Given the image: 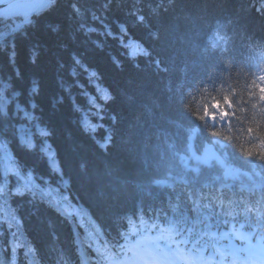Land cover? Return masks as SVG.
I'll return each mask as SVG.
<instances>
[{"label":"trees","instance_id":"16d2710c","mask_svg":"<svg viewBox=\"0 0 264 264\" xmlns=\"http://www.w3.org/2000/svg\"><path fill=\"white\" fill-rule=\"evenodd\" d=\"M26 20L0 19V264L264 225V0H55ZM215 138L229 173L193 160Z\"/></svg>","mask_w":264,"mask_h":264},{"label":"water","instance_id":"95a60500","mask_svg":"<svg viewBox=\"0 0 264 264\" xmlns=\"http://www.w3.org/2000/svg\"><path fill=\"white\" fill-rule=\"evenodd\" d=\"M54 0H1L0 1V18L6 17L9 15L17 14V13H11L5 15L6 12H8L10 9H15L21 5H31L36 2H39V4L33 8L28 9L26 12H28V17L30 15L43 11L47 8L48 5H50ZM25 11H23L24 13Z\"/></svg>","mask_w":264,"mask_h":264},{"label":"rangeland","instance_id":"374dc122","mask_svg":"<svg viewBox=\"0 0 264 264\" xmlns=\"http://www.w3.org/2000/svg\"><path fill=\"white\" fill-rule=\"evenodd\" d=\"M30 7H32V6L21 5V6L18 7V9H16V11L14 13L20 12L22 14L21 11H27ZM25 13H27V12H25ZM25 13H23V14H25ZM22 16H24V15H22ZM32 16H30V18ZM3 39L4 38H2L0 40H3ZM254 245L255 246H254L253 249H251V250H249V251L246 252V255H245L246 256V259L249 258L250 259V262L252 264H264V240L256 241L254 243ZM130 249L134 251L136 248H135V246H133ZM147 252H150V251H146L145 253H147ZM150 253L153 255L152 252H150ZM144 254H142V255H144ZM167 255L170 256L169 253H167ZM174 255L175 256H178L179 253L177 251H174ZM161 259H162V257H161ZM217 261L220 262V260H217ZM175 264H185V263H182L178 259H175Z\"/></svg>","mask_w":264,"mask_h":264},{"label":"bare ground","instance_id":"6f19581e","mask_svg":"<svg viewBox=\"0 0 264 264\" xmlns=\"http://www.w3.org/2000/svg\"><path fill=\"white\" fill-rule=\"evenodd\" d=\"M0 1H1V0H0ZM13 12H14V9L12 8V9H10L8 12H6L5 15H7V14H11V13H13ZM217 22H219V21H218V20H214V21L212 22V24H211V27L214 28V27L216 26Z\"/></svg>","mask_w":264,"mask_h":264}]
</instances>
